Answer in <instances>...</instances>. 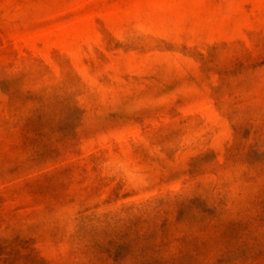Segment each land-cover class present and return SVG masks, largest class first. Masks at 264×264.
<instances>
[{"label":"rangeland","instance_id":"374dc122","mask_svg":"<svg viewBox=\"0 0 264 264\" xmlns=\"http://www.w3.org/2000/svg\"><path fill=\"white\" fill-rule=\"evenodd\" d=\"M0 264H264V0H0Z\"/></svg>","mask_w":264,"mask_h":264}]
</instances>
